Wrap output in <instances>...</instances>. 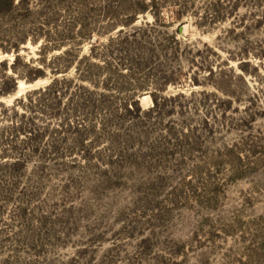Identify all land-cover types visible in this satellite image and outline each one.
<instances>
[{"label": "rangeland", "instance_id": "rangeland-1", "mask_svg": "<svg viewBox=\"0 0 264 264\" xmlns=\"http://www.w3.org/2000/svg\"><path fill=\"white\" fill-rule=\"evenodd\" d=\"M0 113V264H264V0H16Z\"/></svg>", "mask_w": 264, "mask_h": 264}, {"label": "trees", "instance_id": "trees-1", "mask_svg": "<svg viewBox=\"0 0 264 264\" xmlns=\"http://www.w3.org/2000/svg\"><path fill=\"white\" fill-rule=\"evenodd\" d=\"M15 1L16 0H0V13L1 12H4V11H8V10H11L14 6H15ZM21 1H25V0H21ZM39 73L41 72V71H38ZM40 75L38 74L35 78H38ZM35 80V79H34ZM63 83H64V85H65V81H62V82H60V84H62L63 85ZM66 88V87H65ZM54 89H55V85H54V88H50V89H47V91H49V92H53L54 91ZM54 94V93H53ZM134 99H131V100H128L127 101V104H128V106L127 107H125V109L124 110H126L127 112H129V113H135V110L130 106L131 104H132V102H134L133 101ZM137 107V111L136 112H140V106H138V104L136 105ZM0 115H1V113H0ZM1 117V116H0ZM17 124H19V123H17ZM18 126V125H17ZM35 131V130H34ZM29 133H31V132H29ZM31 148H33V146L31 147ZM38 147L36 146V147H34V149H37ZM1 152V151H0ZM21 159H18L17 160V162H19ZM12 166H15V163L14 164H11Z\"/></svg>", "mask_w": 264, "mask_h": 264}]
</instances>
